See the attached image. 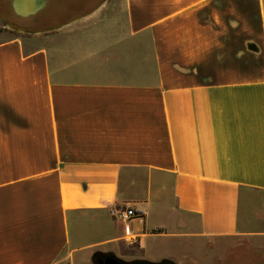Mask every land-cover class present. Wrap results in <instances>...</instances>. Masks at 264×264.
I'll list each match as a JSON object with an SVG mask.
<instances>
[{"label": "crops", "instance_id": "obj_1", "mask_svg": "<svg viewBox=\"0 0 264 264\" xmlns=\"http://www.w3.org/2000/svg\"><path fill=\"white\" fill-rule=\"evenodd\" d=\"M246 191L264 192V0H0V264L256 238Z\"/></svg>", "mask_w": 264, "mask_h": 264}, {"label": "rangeland", "instance_id": "obj_2", "mask_svg": "<svg viewBox=\"0 0 264 264\" xmlns=\"http://www.w3.org/2000/svg\"><path fill=\"white\" fill-rule=\"evenodd\" d=\"M244 195L250 218L246 228L251 232H260L258 237L216 239L208 244L199 243L194 247L185 244L182 247L176 241L167 242L160 246L163 253L171 256L165 259L172 260L174 264H264V192L246 191ZM166 198L170 199L171 195L167 193ZM246 205L242 203V212ZM122 247L133 248L126 243H123ZM114 254L127 261L126 256L118 255L116 252ZM90 263L95 264L94 259Z\"/></svg>", "mask_w": 264, "mask_h": 264}, {"label": "built area", "instance_id": "obj_3", "mask_svg": "<svg viewBox=\"0 0 264 264\" xmlns=\"http://www.w3.org/2000/svg\"><path fill=\"white\" fill-rule=\"evenodd\" d=\"M118 219L123 223L124 229V240L129 243H135L137 240V235L131 229L130 221L133 219H139L140 221L143 220V216L137 212L135 209L131 207H122L116 209L114 212Z\"/></svg>", "mask_w": 264, "mask_h": 264}, {"label": "water", "instance_id": "obj_4", "mask_svg": "<svg viewBox=\"0 0 264 264\" xmlns=\"http://www.w3.org/2000/svg\"><path fill=\"white\" fill-rule=\"evenodd\" d=\"M94 262L95 264H174L173 261L169 259H164L159 262L147 260L126 261L116 256L113 252H106L105 255L97 261L94 258Z\"/></svg>", "mask_w": 264, "mask_h": 264}, {"label": "trees", "instance_id": "obj_5", "mask_svg": "<svg viewBox=\"0 0 264 264\" xmlns=\"http://www.w3.org/2000/svg\"><path fill=\"white\" fill-rule=\"evenodd\" d=\"M155 232H160V230H156ZM105 255V253L103 252H97L95 255H94V258L97 260H99L100 258H102L103 256Z\"/></svg>", "mask_w": 264, "mask_h": 264}]
</instances>
